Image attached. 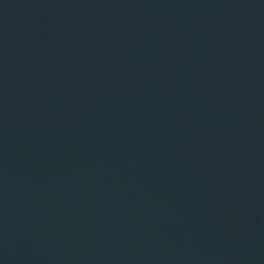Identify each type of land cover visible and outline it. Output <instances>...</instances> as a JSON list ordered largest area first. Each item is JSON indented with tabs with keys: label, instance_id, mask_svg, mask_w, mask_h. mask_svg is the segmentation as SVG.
<instances>
[{
	"label": "water",
	"instance_id": "1",
	"mask_svg": "<svg viewBox=\"0 0 264 264\" xmlns=\"http://www.w3.org/2000/svg\"><path fill=\"white\" fill-rule=\"evenodd\" d=\"M125 0H0V264H135Z\"/></svg>",
	"mask_w": 264,
	"mask_h": 264
}]
</instances>
